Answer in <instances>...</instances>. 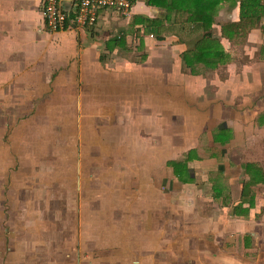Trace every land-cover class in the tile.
I'll return each mask as SVG.
<instances>
[{
  "label": "crops",
  "instance_id": "1",
  "mask_svg": "<svg viewBox=\"0 0 264 264\" xmlns=\"http://www.w3.org/2000/svg\"><path fill=\"white\" fill-rule=\"evenodd\" d=\"M39 1L0 0V264L33 263L28 232L38 231L44 209L45 167L52 182L46 198L60 206L66 185L59 170L60 102L84 104L83 120L100 124L99 166L108 167L114 152L127 161L121 166L132 161L141 186L139 202L123 206V215L108 223L112 193L101 185L100 230L116 244L106 242L92 264H264L263 17L241 41H229L221 24L238 21L240 7L220 6L210 34L222 47V62L193 74L183 58L202 33L167 23L163 9L145 0L133 1L130 16L161 19V33L147 31L140 20L131 25L130 16L112 9H100L93 27L51 32ZM61 6L71 11L73 0ZM44 104L51 105L47 111ZM124 104L136 112L138 134L150 135L141 143L105 132L128 116ZM92 126L85 125L88 146ZM49 131L57 137L50 155L43 144ZM142 149L147 154L141 156ZM188 153L192 180L186 182L188 175H175L167 162ZM160 160L169 173L161 174ZM147 173L153 183H145ZM165 173L181 188H194L180 195L157 190L167 182Z\"/></svg>",
  "mask_w": 264,
  "mask_h": 264
},
{
  "label": "rangeland",
  "instance_id": "2",
  "mask_svg": "<svg viewBox=\"0 0 264 264\" xmlns=\"http://www.w3.org/2000/svg\"><path fill=\"white\" fill-rule=\"evenodd\" d=\"M118 15L120 14L118 13ZM113 104L116 105V103ZM56 105L55 103L54 107ZM59 105L61 108V124H59L60 132L58 133L61 165L59 170L61 187L63 183L66 185L61 188L60 206L56 207V204L52 205L50 198H46L47 195L51 194L49 190H51L52 182L49 181V176L47 175L48 168L45 167L46 173L43 175L45 179L43 180L45 182V199L39 203V206L44 209L42 208L43 210L38 215V231L28 232L29 240H32L28 242V254L29 258L33 260L32 264H92L98 262L99 256L106 252L105 249L108 246L102 247L106 242L116 244L114 236H103V231L100 230L102 229L100 225L104 222V218L100 216L101 212H103L100 208L104 202L101 199L103 196L101 192L105 191V189L101 191V185L105 188V185H107V189L112 193V196L109 195L112 199H109L110 197L106 198L107 206L112 208L111 212L107 213L108 223H115L123 215L121 209L123 206L129 209L133 207L134 203L139 202L138 196L140 194L138 192L141 186L138 184L139 178L135 175L138 172L135 171L136 167L133 166L132 161L121 166V162L127 161L123 157L114 154V152L112 156H109L108 167L99 166V158L104 159V157L101 158V156L97 155L99 153V144L95 141L100 124H94L92 118L87 119L86 117V120L85 118L83 120L80 115L84 116V112L82 111L84 104L60 102ZM86 105L88 106V104ZM130 105L124 104L128 108V116L119 121L118 125L113 123L110 127L106 126L105 132L108 135L112 134L117 140L131 135L133 140L141 143L144 137L148 138L150 135L147 137L145 133L138 134L139 128L136 124L138 119L136 118V112H131ZM50 106L44 104V110L47 111ZM68 110H71L73 114L70 116V119L67 118ZM86 124L93 125L92 131H90V134L93 135V142L89 146L85 145L84 142V133L87 131L85 130ZM108 135L107 137H109ZM53 137L51 138L50 131L44 134L43 137V144H48V155H50L52 141L57 138L56 135ZM150 143L146 142V147L151 146ZM141 147L140 145V149ZM150 152L148 151V153ZM145 154H147L146 149H142L141 156ZM68 158H70L69 165L67 164ZM44 163L45 165L46 163L52 165L51 158H45ZM158 168L161 174L164 171L169 173V170L162 161ZM105 169L108 172L107 177L101 175V173H106ZM124 169H127V172H124ZM119 174L120 178L117 177ZM167 177L168 175L165 173V180L167 182L161 186H155L157 190L172 191L174 195L177 193L180 195L181 192L194 188L192 186L181 188L177 183L170 179L168 180ZM154 178L153 174L147 173L145 183H153ZM133 195H135L134 198L131 197ZM172 203L174 205V200H172ZM205 207H210V205L205 204ZM87 218H90L89 221L91 222H87Z\"/></svg>",
  "mask_w": 264,
  "mask_h": 264
},
{
  "label": "trees",
  "instance_id": "3",
  "mask_svg": "<svg viewBox=\"0 0 264 264\" xmlns=\"http://www.w3.org/2000/svg\"><path fill=\"white\" fill-rule=\"evenodd\" d=\"M134 0H131L133 3ZM147 4L163 9V17L167 23L190 24L198 29L201 34L190 48H187L183 60L189 66L190 72L199 73L207 68L214 67L222 62L223 51L218 40L213 39L210 34L211 25L214 22L217 10L222 5L233 6L238 4L240 7V17L235 22H225L221 24V34L229 41H241L246 34L261 23L264 31V0H145ZM140 18V17H139ZM130 16V24L141 21L147 31L153 30L154 33H161V19L159 18H140ZM161 38V36H159ZM191 158L190 153L179 162L168 161L173 173L188 175L189 168L186 161ZM180 165V167L177 166ZM179 171V172H178ZM181 171V172H180ZM252 182H256L255 174L249 173ZM260 174V171H258ZM180 180V179H179ZM192 180L188 175L186 182Z\"/></svg>",
  "mask_w": 264,
  "mask_h": 264
},
{
  "label": "built area",
  "instance_id": "4",
  "mask_svg": "<svg viewBox=\"0 0 264 264\" xmlns=\"http://www.w3.org/2000/svg\"><path fill=\"white\" fill-rule=\"evenodd\" d=\"M73 5V9L67 11L62 8L61 0H40L45 28L51 32L66 28L83 30L96 25L100 9H112L126 17L132 12L131 0H73Z\"/></svg>",
  "mask_w": 264,
  "mask_h": 264
}]
</instances>
